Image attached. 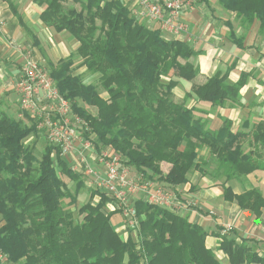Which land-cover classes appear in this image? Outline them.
I'll return each instance as SVG.
<instances>
[{
  "label": "trees",
  "instance_id": "1",
  "mask_svg": "<svg viewBox=\"0 0 264 264\" xmlns=\"http://www.w3.org/2000/svg\"><path fill=\"white\" fill-rule=\"evenodd\" d=\"M34 1L44 5L39 17L45 26L65 31L78 42L67 58L47 62L46 69L84 120L86 136L93 133L102 146L111 145L144 176L153 179L157 175L155 180L171 185L186 181L202 147L209 148L227 177L260 167L251 152H242L237 142L241 133L232 132L228 122L211 130L192 108L174 100L176 78L191 79L197 74L189 59L198 51L189 44L164 38L159 30L137 21L122 0ZM69 1L80 2V8ZM218 1L244 22L255 19L264 26V0ZM75 58L99 74L106 98L95 85L83 84L72 73ZM244 78L241 74L230 84L226 75L211 76L191 90L199 100L222 105L237 101ZM79 101L94 106L96 113L79 106ZM37 133L35 124L26 126L0 112V249L7 253L9 263L220 264L205 247L207 232L201 226L143 200L134 205L139 221L137 242L131 237L124 240L112 228L110 215L104 213L103 194L97 204H82L77 212L83 218L75 221L61 206L63 198L71 204L76 201L62 177L75 181L77 187L84 182L59 156V147L46 142L40 156L36 155V139L25 140ZM252 135L256 145L264 147V122L256 125ZM161 161L171 164L166 175L161 174ZM252 193L239 196V202ZM219 247L231 264H264V257L246 241L224 237Z\"/></svg>",
  "mask_w": 264,
  "mask_h": 264
},
{
  "label": "crops",
  "instance_id": "2",
  "mask_svg": "<svg viewBox=\"0 0 264 264\" xmlns=\"http://www.w3.org/2000/svg\"><path fill=\"white\" fill-rule=\"evenodd\" d=\"M43 7L44 5H39L34 0H0V112L26 126H30V118L20 116L19 97L14 87L24 61L23 55L30 52L47 71L43 66L45 58L48 62L56 63L67 58L78 45L69 33L55 32L43 24L39 17ZM182 17L187 32L182 36L166 38L181 40L198 51L194 57L197 74L191 79H179L173 88L174 100L192 108L194 115L205 119L211 130H218L228 122L232 132L241 133L237 142L242 152H251L252 158L259 161L260 167L227 177L209 148L202 147L198 151L195 165L186 174V181L171 185L162 180H147L144 174L126 163L134 171L133 175L139 183H150L147 188L132 192L129 202L135 205L137 200L146 201L147 191L152 192L156 187H162L172 193L175 201L172 208H163L201 226L207 232L205 247L212 250L220 264H231L219 247L224 237L234 238L238 243L246 241L259 256L264 257V147L256 145L252 135L256 125L264 122V26L261 27L260 22L255 19L251 23L244 22L234 11L224 9L218 0H198ZM79 63L80 59L75 58L72 69L74 75H79V71L86 69ZM241 74H245V78L235 102L212 105L197 99L191 90L193 85L202 84L211 76L226 75L227 81L235 84ZM99 93L106 98L104 90ZM78 104L92 114L96 113L94 106H87L81 101ZM36 130L38 135L43 134L37 127ZM37 136L30 134L25 142L37 140ZM88 138L91 144L84 151L86 164L96 174L102 173L104 166L97 158V151L104 146L93 133L88 134ZM51 156L55 159V152ZM59 156L90 189L107 197L102 190L96 188L92 178L89 179L81 170L74 169L80 162L77 154L67 156L60 151ZM159 167L161 174L166 175L171 164L161 161ZM249 192L253 193L248 199L239 202V196ZM98 199L94 195L92 200L97 202ZM246 202L253 203V207L245 206ZM104 210L110 215L112 228L124 240L132 238L133 231L126 227L116 202L111 200L105 203ZM116 215L119 217L115 218ZM226 226L230 228L227 230Z\"/></svg>",
  "mask_w": 264,
  "mask_h": 264
},
{
  "label": "built area",
  "instance_id": "3",
  "mask_svg": "<svg viewBox=\"0 0 264 264\" xmlns=\"http://www.w3.org/2000/svg\"><path fill=\"white\" fill-rule=\"evenodd\" d=\"M197 2L198 0H123L133 17L147 21L149 27L155 24L157 29L172 37L182 36L187 32L182 16ZM23 56L24 61L14 83L19 97L20 116L26 115L34 119L36 127L45 135L48 143L59 147L62 154H77L80 162L74 169L81 170L84 176L92 175L96 188L116 202L126 227L135 230L137 215L129 198L132 192L145 189L150 183H139L138 179L127 176L126 168L120 163L122 156L107 147L97 153L99 162L106 169L104 176H97L85 161L84 151L90 147L91 142L83 132L87 129L84 120L73 112L69 100L59 92L49 73L30 52L27 51ZM146 202L167 208H172L175 203L172 193L162 187H156L152 192L147 191ZM225 228L228 230L230 227ZM0 264H9L8 255L1 249Z\"/></svg>",
  "mask_w": 264,
  "mask_h": 264
},
{
  "label": "rangeland",
  "instance_id": "4",
  "mask_svg": "<svg viewBox=\"0 0 264 264\" xmlns=\"http://www.w3.org/2000/svg\"><path fill=\"white\" fill-rule=\"evenodd\" d=\"M101 1H104V0H101ZM80 2L81 3H85L86 2V0H80ZM80 2H74V3H72L71 1H69L68 2V4H71L73 7H75L76 9H79L80 8ZM67 3H66V5H68ZM100 4H103L102 2L100 3ZM137 21H139V22H142V23H144V24H147L148 25V23H147V21H143V20H137ZM98 22V21H97ZM154 28V29H157V27L155 26V24L153 25V26H150L149 28ZM157 30H159V29H157ZM160 31V30H159ZM161 32V35L163 36V35H165V36H163L164 38H166V37H172V35H170V34H168V33H164V32H162V31H160ZM70 35V34H69ZM71 36V35H70ZM72 37V36H71ZM73 38V37H72ZM73 39H75V38H73ZM76 40V39H75ZM75 60V59H74ZM45 63L43 64V66L46 68L47 67V58H45ZM189 61H192L193 62V64H195V59H194V57L193 58H190L189 59ZM76 64V63H75ZM74 66V65H73ZM75 70H77V69H75ZM98 73L97 72H90V71H88V70H86V69H84V71H79V77H80V79H81V82L83 83V84H92V85H95L96 87H97V89H98V91H102L103 89H102V87L100 86V84H99V81H98ZM168 79V77H165V78H163V80H167ZM176 79H178V81H179V79L180 78H176ZM180 80H183V79H180ZM174 97V96H173ZM82 102V101H81ZM79 103V102H78ZM19 111V110H18ZM74 112V111H73ZM75 113V112H74ZM30 120V119H29ZM30 122L31 123H29L30 125L32 124V125H34L35 124V127H36V122L33 120V121H31L30 120ZM36 155L39 157L40 156V152H41V150L43 149V147H44V145L46 144L45 142H48L47 141V139H46V137L43 135V134H39L38 136H37V140H36ZM104 147H107V148H109V150H114V148L110 145H108V146H104ZM104 147H102V148H98V151H97V153H100V151L104 148ZM115 152H117V153H119L120 154V152H118V151H116V150H114ZM113 152V151H112ZM121 155V154H120ZM122 156V155H121ZM126 161H127V158L125 157V156H122ZM122 158V159H123ZM120 160V163H121V165H124V168H126V170H127V176H129L130 178H132V177H134V178H132V179H135V175H133L134 174V171L131 169V167L130 166H128L126 163L127 162H125L124 163V159L123 160ZM105 172H106V169H105V167H103V171H102V173H97L96 175L97 176H100V177H102V176H104L105 175ZM130 172H131V174H130ZM132 175V176H131ZM86 177V176H85ZM153 177V179H151V178H149L148 176H144V178H147V180L149 179V180H155L158 176L157 175H153L152 176ZM90 178H92V179H94L93 178V176L92 175H89V179ZM62 179L66 182V185L68 186V188L76 195V201H75V203L74 204H71V203H69V198H63L62 199V201H61V206H62V208L63 209H65V210H69L72 214H73V218L75 219V221H80L83 217V215H79L78 214V212H77V209L82 205V204H84V203H87V202H90V203H92V204H97L98 202H100L102 199V196L100 195V194H98V192L97 191H94V190H92V189H90L89 187H88V185H87V183H84L82 186H79V187H77L76 186V182L75 181H72V180H70V179H68L67 177H62ZM87 179V182H90V180L88 179V178H86ZM137 180V179H136ZM78 190V191H77ZM92 192H97V193H95L94 195H97L98 197H99V199H98V201L97 202H93V195H92V197H91V194H92ZM107 196V195H106ZM105 197V196H104ZM103 197V198H104ZM110 197H105L104 198V200H105V203H107V202H109V201H111V200H113V199H111ZM114 201V200H113ZM157 206V205H156ZM104 213H106V214H108L107 213V211L105 210L104 211ZM119 217V215H116L115 216V218H118ZM137 227L135 228V230L134 229H130V230H132L133 231V235H132V239H133V241H135V242H137V240H138V237H137V230H138V228H139V221H138V216H137ZM128 228V227H127ZM129 229V228H128ZM134 231H136V232H134ZM139 245L137 244V247H138ZM7 254V253H6ZM9 264H12L11 262L9 263ZM141 264H144V261L143 260H141Z\"/></svg>",
  "mask_w": 264,
  "mask_h": 264
}]
</instances>
